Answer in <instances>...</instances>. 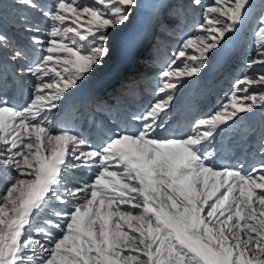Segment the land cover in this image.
I'll list each match as a JSON object with an SVG mask.
<instances>
[{"label": "snow or ice", "instance_id": "1", "mask_svg": "<svg viewBox=\"0 0 264 264\" xmlns=\"http://www.w3.org/2000/svg\"><path fill=\"white\" fill-rule=\"evenodd\" d=\"M147 6L159 9L152 47L190 21L193 32L160 71L155 102L133 111L98 97L92 78L142 0H0V264H264V0ZM245 29L247 70L181 129L179 88ZM232 124L255 163L218 162Z\"/></svg>", "mask_w": 264, "mask_h": 264}, {"label": "bare ground", "instance_id": "2", "mask_svg": "<svg viewBox=\"0 0 264 264\" xmlns=\"http://www.w3.org/2000/svg\"><path fill=\"white\" fill-rule=\"evenodd\" d=\"M147 3H148V0H142V7L136 11V14L133 16L132 21L129 24L128 28L123 30V32L120 34L119 39L114 45L113 53L117 45L120 43L130 44V43L136 42V40L132 39V37L135 34L139 33L141 34L142 37L150 34L149 32L150 26H147V25L150 24L151 19H154V15L159 9L147 6ZM10 9H13V8H10ZM5 23L7 24L10 31L13 29H17L11 24L10 20L6 21ZM181 26L176 30L174 35H172L173 39L175 40L172 39L173 41H171L170 45L174 46V48L176 46L175 44L177 43V41L184 39V37L182 36H185L191 33V29L189 28V26L187 27L188 29H184V25H181ZM244 32L246 31L241 30L236 35L229 38L228 43L224 46V49L222 50V52L212 58V63L210 64L208 71L205 72L198 80L197 79L188 80L184 83L182 87L179 88L178 94H177L178 96L177 100L183 99L185 102H187L184 110L188 109L191 112V115L193 116L194 119L204 116L206 113H208L212 109V108L206 109L204 105L210 102V104H212L213 107L215 105L217 106L220 102V99L222 98L224 99L227 96V94H223V93L220 94V91L224 88V85L226 81L228 80V78L230 80L232 76L235 77L237 72L232 74L231 73L232 71H231L229 72V76L223 77L225 73L224 72L225 68L228 69L227 67L229 65L226 63L234 57V53H237V51L239 52L240 50L243 49V45H241V40L244 37ZM14 33H17V35L20 38H23L25 36V34L22 31L21 32L15 31ZM178 38H181V39H178ZM113 53H112V56L108 59V61L104 65V67L98 70L94 74L92 78V85L96 82L98 76L100 75L99 72H101L102 70H105L104 68L107 66V64H109V62L113 60ZM160 71L161 70H158L157 72H153L146 79L145 85L142 88L145 92H147V95L150 94L149 91L152 90V88L155 85L159 84ZM134 72H136V69L132 71V73ZM97 73H99V75ZM228 82L229 81H227V83ZM118 83H116V85ZM200 83L202 85L199 87L198 85ZM213 84H215L216 89H218L217 92ZM231 86H233V83ZM207 91H208V94H206ZM149 97L151 99L150 103H154L157 97V92H155L154 94H151ZM176 107H177V110L180 108V106L178 105H176ZM183 114L186 118L188 117L186 116L185 112H183ZM241 134L242 133L239 130V126L231 125L228 128L222 129L221 135L217 137V141H216V147L219 152V159H218L219 163L231 164V163H235L237 159L247 163V162L255 161L257 159V157L255 156L257 152L255 147L251 149L249 148L250 147L249 144L241 143L239 139ZM229 141H232V143L230 144ZM241 147H242V151H240ZM258 159H260V156ZM79 175L81 176L82 174H79Z\"/></svg>", "mask_w": 264, "mask_h": 264}, {"label": "rangeland", "instance_id": "3", "mask_svg": "<svg viewBox=\"0 0 264 264\" xmlns=\"http://www.w3.org/2000/svg\"><path fill=\"white\" fill-rule=\"evenodd\" d=\"M211 2V0H205V3H210ZM14 9V10H13ZM13 9H9V10H11L10 12H12V13H15L16 11H17V9H15V8H13ZM152 21H153V19H151V21H150V24L149 25H147V26H150L151 27V23H152ZM189 28L191 29V33L193 32V28H192V24H191V26H189ZM188 29V28H187ZM245 31L246 32H244V37L242 38V40H241V45H243V49L242 50H240L239 52L237 51V53H234V57H237L236 59H235V61L233 60L232 62H233V65H234V67L235 66H237L236 68H238V71H237V73H236V75H235V77H233L232 75V77H231V79L230 80H227V81H229L228 83H227V81H226V83H225V85H224V88L220 91V94L221 93H223V94H229V92H230V89H231V85H232V83H234V81L236 80V79H238V78H240L241 76H242V74L247 70L246 69V65H247V62H248V60L250 59V57L254 54V51H255V42H254V37L252 36V34H251V30L250 29H245ZM149 32H150V30H149ZM182 37H184V36H182ZM186 38V37H185ZM178 39H181V38H178ZM175 40V39H174ZM177 41V40H176ZM182 39L180 40V41H177V43L175 44L176 46H175V48H176V51L178 50L177 49V47H179V45L182 43ZM238 64V65H237ZM232 67V66H231ZM233 68V67H232ZM234 69V68H233ZM233 69H231L229 72H231L232 74H233ZM104 70H102L101 72H103ZM101 72H99L100 74H101ZM99 73H97L98 75H99ZM234 78V79H233ZM93 81H95V80H93ZM228 85V86H227ZM230 87V88H229ZM226 88L227 89H229V91L228 92H224L225 90H226ZM222 96V95H221ZM223 99V98H222ZM224 100H225V98H224ZM216 102V101H215ZM222 102H219V104L218 105H220ZM215 104V103H214ZM218 105L215 107H213V109H216L217 107H218ZM211 111V110H210ZM209 111V112H210Z\"/></svg>", "mask_w": 264, "mask_h": 264}]
</instances>
